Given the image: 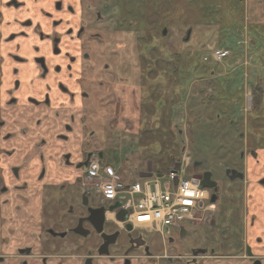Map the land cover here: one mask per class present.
Returning <instances> with one entry per match:
<instances>
[{
    "label": "flooded vegetation",
    "instance_id": "obj_1",
    "mask_svg": "<svg viewBox=\"0 0 264 264\" xmlns=\"http://www.w3.org/2000/svg\"><path fill=\"white\" fill-rule=\"evenodd\" d=\"M256 3L235 0L229 15L245 53L257 46L250 25L264 37V0ZM215 19L216 29L226 20ZM155 37L161 0H0V264H264V127L235 146L221 178L190 156L194 179L214 184L193 223L207 227L198 241L184 227L161 236L120 222L87 178L91 164L123 171L130 136L143 148L149 141L140 129L150 114L147 67L161 65ZM215 78L192 82L190 93L201 83L206 98L218 93ZM247 79L244 110L256 98L264 111L262 78ZM106 127L118 137L109 139ZM178 140L187 151L181 130ZM116 149L126 152L121 161L110 157Z\"/></svg>",
    "mask_w": 264,
    "mask_h": 264
},
{
    "label": "rangeland",
    "instance_id": "obj_2",
    "mask_svg": "<svg viewBox=\"0 0 264 264\" xmlns=\"http://www.w3.org/2000/svg\"><path fill=\"white\" fill-rule=\"evenodd\" d=\"M234 1L161 0V39L155 37L152 41L161 44V58L169 62L161 60V65H158L157 62L150 60V68L147 67V71L149 70L151 76L145 80L149 87L146 107H150L148 109L150 114L144 128H151L155 132L154 138L149 137L143 148L136 144L138 136H130L129 150H126L130 155L124 162L121 174L141 166L147 159L155 164L159 157L167 159V156H170L168 162L179 157L183 148L176 142L179 130L186 136L188 154L193 160L205 159V165L211 168L217 178L223 177V168L233 159L236 160L235 146L242 145L247 139L249 142L256 140V134L258 135L264 127V111L257 112L254 104L251 109L248 108L247 100L246 112L244 110L246 104L239 93L244 85L249 91L250 81L247 78L255 75L262 78L259 81L264 89V37L256 35L255 26L250 25L249 34L257 40V46L255 48L249 46L245 53L243 44L238 41H242L243 38L234 29L229 18L230 14L236 15L237 12ZM250 1L251 7H256V0ZM217 16H224L226 19L224 23H220L219 29L214 28L218 23L215 19ZM238 26L242 28L243 22ZM184 35L190 36L187 42L183 41ZM213 43L218 48L225 47L231 50L232 54L221 61H214L207 47ZM175 53L179 54V60L175 61L176 65L171 70L174 73L177 67L176 76L169 70L170 61H173ZM244 55L248 62L246 66L243 64ZM204 56L207 60H203ZM153 73L158 78L153 76ZM212 73L217 77L214 85L217 84L218 93L213 92L206 98L204 93L207 84L201 83L200 87L196 86L198 91H192L191 95L192 82L200 84L199 79H208ZM245 75L248 77L245 78ZM195 92L197 96L200 95L196 100ZM260 120L263 121L258 127L257 122ZM261 131L264 135V129ZM141 133L143 135L142 130ZM156 136L160 137V140L162 137L165 145L161 146V141L159 145L158 140H155ZM224 144L228 148L223 147ZM161 148H164V151L159 154ZM116 153L118 161L126 156V152L116 149L111 152L110 157ZM191 168L188 166L184 170L187 177L193 174ZM164 172L165 170L161 171V176ZM105 201L106 204H110V201ZM183 227L189 231L190 239L193 241L208 235L207 227L204 225L195 226L185 221Z\"/></svg>",
    "mask_w": 264,
    "mask_h": 264
},
{
    "label": "built area",
    "instance_id": "obj_3",
    "mask_svg": "<svg viewBox=\"0 0 264 264\" xmlns=\"http://www.w3.org/2000/svg\"><path fill=\"white\" fill-rule=\"evenodd\" d=\"M210 53L217 61L228 54L222 48H212ZM190 162L191 157L184 150L179 157L171 159L162 176L152 161L125 174L91 164L87 178L95 180L99 194L110 204L120 201L114 210L125 213L120 222L165 236L183 227L185 221L193 224L209 207L208 191L193 175L184 174Z\"/></svg>",
    "mask_w": 264,
    "mask_h": 264
},
{
    "label": "trees",
    "instance_id": "obj_4",
    "mask_svg": "<svg viewBox=\"0 0 264 264\" xmlns=\"http://www.w3.org/2000/svg\"><path fill=\"white\" fill-rule=\"evenodd\" d=\"M172 58V57H171ZM161 60L163 61V62H166L167 61V59H163V58H161ZM177 60H179V55L177 54H175L174 56H173V61H170L171 62V68H169V70L172 72V68H174L175 67V65H176V63H175V61H177ZM167 62H169V61H167ZM173 73V72H172ZM172 73H169V74H171L172 75ZM177 67H176V71L173 73L174 75H177ZM253 91H254V93L255 94H259V92H261V90L258 88V87H254V89H253ZM257 99L255 98V100H254V109H256V111L258 110V103H257ZM128 126L132 129V132L133 133H135L136 131H137V128L139 129V119L136 117V118H134V122H133V124L132 123H129L128 124ZM107 129V127L105 128V130ZM112 130H109V129H107L106 131H105V133H106V135H107V137L109 138V139H115V138H117L118 137V134H119V131H117L116 129H114V128H111ZM176 130V129H175ZM140 131H141V129H140ZM142 132H143V134H146V133H148L149 135H147L148 136V138L149 137H153L154 138V136H153V134L155 133L151 128L150 129H142ZM177 132V131H176ZM124 134V133H123ZM123 134H122V136H123ZM126 134H129V133H126ZM177 135V134H176ZM158 136V135H157ZM157 136H156V138H155V140H158V143H159V145H160V141H161V146H163V145H165V140H162V137H161V140H160V137L159 138H157ZM107 138V139H108ZM122 140H124V138H121ZM120 139V140H121ZM119 140V141H120ZM176 142H178L179 144H180V142H179V140H178V137H176ZM163 151H164V148H161L160 149V152H159V154H161V153H163ZM165 157V156H164ZM168 158L170 157V156H167ZM168 158L166 159V158H161V157H159V158H157V161H156V164H157V166H158V168H160V170L161 171H164V170H166V169H168L169 168V166H170V161L168 162ZM171 158V157H170ZM170 160V159H169ZM169 163V164H168Z\"/></svg>",
    "mask_w": 264,
    "mask_h": 264
},
{
    "label": "water",
    "instance_id": "obj_5",
    "mask_svg": "<svg viewBox=\"0 0 264 264\" xmlns=\"http://www.w3.org/2000/svg\"><path fill=\"white\" fill-rule=\"evenodd\" d=\"M164 33V32H163ZM200 186H202L203 188H210V187H213L214 184H210L208 182H206V178L205 176L203 177V179L199 182ZM120 205V201H116L114 204L112 205H109L108 206V209L109 210H115L118 206ZM116 217L118 220L122 221L124 220V217H125V213L123 211H118L115 213Z\"/></svg>",
    "mask_w": 264,
    "mask_h": 264
}]
</instances>
